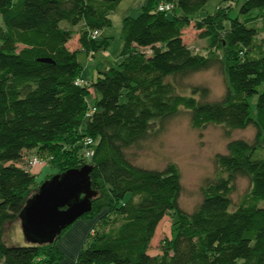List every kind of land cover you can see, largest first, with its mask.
I'll return each instance as SVG.
<instances>
[{
	"label": "trees",
	"instance_id": "obj_1",
	"mask_svg": "<svg viewBox=\"0 0 264 264\" xmlns=\"http://www.w3.org/2000/svg\"><path fill=\"white\" fill-rule=\"evenodd\" d=\"M121 1L0 0V264H56L64 257L57 242L65 230L46 244L4 237L6 224L19 221L44 182L29 167L32 157L44 159L56 174L93 167L97 195L81 218L97 223L74 264H264V157L256 156L264 145V0H230L237 4L234 16L223 6L201 15L209 0H147L137 17L123 18L121 61L89 81L78 52L105 47L108 38L100 40L99 30L112 24ZM165 2L172 11L158 9ZM191 21L221 57L186 44L183 30ZM75 38L78 48L71 46ZM218 63L227 80L221 98L208 99L206 86H194L189 95L179 89L178 78ZM79 78L86 82L78 85ZM181 109L194 127L257 128L254 142L233 140L227 153L216 155V175L206 180L191 213L179 205L177 164L147 168L130 155L157 120ZM87 137L94 140L90 159L84 156ZM238 176L250 179V200L233 207ZM169 214L172 235L152 252Z\"/></svg>",
	"mask_w": 264,
	"mask_h": 264
},
{
	"label": "rangeland",
	"instance_id": "obj_2",
	"mask_svg": "<svg viewBox=\"0 0 264 264\" xmlns=\"http://www.w3.org/2000/svg\"><path fill=\"white\" fill-rule=\"evenodd\" d=\"M146 2L147 0H122L110 16L112 24L99 30L100 40L105 37L108 38V43H106L105 47L95 51V53L93 50H91V53H86L83 50L78 52V59L83 64L82 75L85 79L89 81L96 80L100 75V71L116 67L121 61V52L124 46L121 33L123 18L127 15L137 17ZM242 2L243 0H241ZM218 6L229 7L232 15H236L237 4L230 0H209L200 13L201 15L213 13ZM1 19L0 17V22H2ZM183 38L186 44L196 53L206 56L211 54L222 56L220 51L212 53L208 40L200 37V30L195 27L194 21H191V24L183 30ZM259 38L264 44V33ZM71 46L73 48L78 46L77 39L73 40ZM146 50L148 53L151 51L150 49ZM196 85L209 88L208 99L221 98L227 89V80L222 65L218 63L209 70L198 71L186 77L178 78L179 89L188 95L192 93L191 91ZM257 99V94L250 98L253 110H255ZM87 101L89 105H93L96 101V92L93 87H90ZM256 136L257 128L254 125L237 129H231L220 124L194 127L191 123L190 114L181 109L174 116L164 120H157L151 132L130 148V155L134 163L147 168L164 169L170 163L177 164L180 169L182 183L179 205L183 210L191 213L203 199V187L206 180L216 175V155L227 153L228 144L233 140L243 139L254 142ZM262 153L264 154V145L261 150L256 152V156L264 157ZM41 169L42 167L31 168L33 172L39 174L38 183L48 179V174H56V170L53 168H47L42 174L40 172ZM250 190V179L247 176H238L231 194L233 207L249 201ZM14 224H20V221L7 223L4 228V237L8 241L10 238L9 233L12 231ZM74 224L76 223H73L70 228L72 226L74 228ZM171 227L172 215L169 214L159 224L152 241V252L160 250L164 239L172 235ZM70 228L65 229L63 235H61L63 237H60L58 242L69 234ZM19 229L15 230L12 237L14 244H23L25 242L22 227L20 226ZM90 235L86 239L85 244L93 239ZM56 264H74V262L64 253V257L57 261Z\"/></svg>",
	"mask_w": 264,
	"mask_h": 264
},
{
	"label": "water",
	"instance_id": "obj_3",
	"mask_svg": "<svg viewBox=\"0 0 264 264\" xmlns=\"http://www.w3.org/2000/svg\"><path fill=\"white\" fill-rule=\"evenodd\" d=\"M92 165L70 168L45 180L19 214L25 242L53 243L92 209L97 191L91 186Z\"/></svg>",
	"mask_w": 264,
	"mask_h": 264
},
{
	"label": "crops",
	"instance_id": "obj_4",
	"mask_svg": "<svg viewBox=\"0 0 264 264\" xmlns=\"http://www.w3.org/2000/svg\"><path fill=\"white\" fill-rule=\"evenodd\" d=\"M77 42H78V40H77ZM78 47H79V45L76 48H78ZM83 51L86 53H89L88 51H85V50H83ZM39 167H42V166H39ZM46 169L47 168L43 166L41 171H40L41 174ZM74 223H76V224H74L75 225L74 228H73V226H72V228H70L71 225L67 228V229L70 228L69 234L66 235L65 238H62V240L60 242H57L58 247L73 262L76 261V258H77V255H78L80 249L84 246L86 239L88 238V236L91 234V231L95 227V225L97 223V218H85V219L79 218ZM19 228H20V224H14L13 225V229L9 233V235H10L9 242L14 243L12 240L13 234L15 233V230L19 229ZM61 237H63V236H61ZM23 244H25V242Z\"/></svg>",
	"mask_w": 264,
	"mask_h": 264
},
{
	"label": "built area",
	"instance_id": "obj_5",
	"mask_svg": "<svg viewBox=\"0 0 264 264\" xmlns=\"http://www.w3.org/2000/svg\"><path fill=\"white\" fill-rule=\"evenodd\" d=\"M174 8V5L172 3H160L158 6L159 10L162 11H172V9ZM96 34L93 35V37H95ZM91 53V51L89 52ZM86 81L83 78H79L77 79L76 83L78 85H82L84 84ZM96 110V108H93L88 114L87 116H90L92 112H94ZM84 146H85V150H84V156L88 159L91 158L92 154H93V145H94V140L91 137H87L84 139L83 141ZM46 164V161L42 158L39 157H32L29 160V167L30 168H35V167H39V166H44Z\"/></svg>",
	"mask_w": 264,
	"mask_h": 264
}]
</instances>
